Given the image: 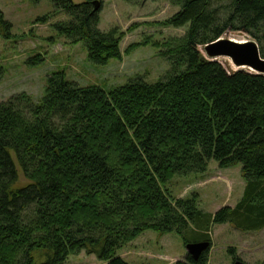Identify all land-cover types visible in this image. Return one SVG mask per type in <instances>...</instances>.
I'll return each mask as SVG.
<instances>
[{
    "label": "trees",
    "instance_id": "16d2710c",
    "mask_svg": "<svg viewBox=\"0 0 264 264\" xmlns=\"http://www.w3.org/2000/svg\"><path fill=\"white\" fill-rule=\"evenodd\" d=\"M48 1L68 17L52 30L84 44L90 63L122 60L117 31L98 29L96 0ZM168 1L180 10L164 26H188L185 36L126 51L161 50L170 71L156 84L136 77L105 91L62 71L48 77L38 103L26 93L0 103V264H66L82 252L128 264L119 253L146 232L212 247V226L264 230V77L232 72L201 50L232 31L255 39L264 58V0ZM2 24L11 28L0 13ZM213 161L219 169L242 167L245 189L234 208L210 215L196 198L171 197L176 176L205 175ZM210 250L176 264H209Z\"/></svg>",
    "mask_w": 264,
    "mask_h": 264
},
{
    "label": "rangeland",
    "instance_id": "374dc122",
    "mask_svg": "<svg viewBox=\"0 0 264 264\" xmlns=\"http://www.w3.org/2000/svg\"><path fill=\"white\" fill-rule=\"evenodd\" d=\"M83 2L75 1L76 4ZM102 4L98 29L105 33L117 31V36L122 39L120 47L123 54L122 60H112L105 67L90 63L84 44H72L52 30V25L66 22L68 17L61 12L56 13L48 0L39 3L31 0H0V13L11 26L7 30L6 25H0V103L22 93L38 103L45 93L48 77L55 72H65L69 81L81 87L99 86L105 91L123 86L136 77L150 85L165 77L170 71V64L159 56L161 50L149 45L139 47L130 55H126V51L147 39L152 44H163L185 36L188 26H164L180 8L168 0H102ZM46 15H51L48 23H36ZM7 33L10 35L8 38ZM235 35L241 37L244 34ZM37 56H41L44 62L30 65L29 60ZM221 63L232 71L229 62L222 60ZM241 168L238 165L219 169L213 161L207 174L176 176L167 188L174 199L196 198L199 210L211 215L224 205H235L241 197L242 182L245 184ZM26 184L27 181L20 174V185ZM209 231L212 235L210 264H234L230 249H234L237 257L246 263L264 264V230L243 233L231 225H224L212 226ZM186 253L178 235L160 236L146 232L123 249L119 256L128 264H176L185 258ZM66 264L107 263L95 255L82 252L70 256Z\"/></svg>",
    "mask_w": 264,
    "mask_h": 264
},
{
    "label": "water",
    "instance_id": "95a60500",
    "mask_svg": "<svg viewBox=\"0 0 264 264\" xmlns=\"http://www.w3.org/2000/svg\"><path fill=\"white\" fill-rule=\"evenodd\" d=\"M74 2L75 0H70ZM94 11L101 9V2L96 0L93 2ZM232 31H227L217 40L208 43L202 47L204 58L211 62H221L222 60L229 62L233 72L249 71L257 76L264 77V58L261 55L259 43L244 34L239 37ZM209 242L194 243L186 246V251L194 260L208 251ZM235 264H246L237 261Z\"/></svg>",
    "mask_w": 264,
    "mask_h": 264
},
{
    "label": "crops",
    "instance_id": "0c3cea01",
    "mask_svg": "<svg viewBox=\"0 0 264 264\" xmlns=\"http://www.w3.org/2000/svg\"><path fill=\"white\" fill-rule=\"evenodd\" d=\"M227 182H229V184H231V186H232V183L230 182V181H228L227 180ZM241 183V182H240ZM242 186H243V192H242V195H241V197L237 200V202H236V204L234 205V204H227V205H224L223 207H231V208H234L241 200H242V197H243V194H244V189H245V184L242 182ZM215 214V213H214ZM212 215H213V213H212ZM224 226V225H223ZM206 234H209L210 236H212L211 234H210V231L209 232H207ZM187 254V253H186ZM186 257V256H185ZM247 264H249V263H247Z\"/></svg>",
    "mask_w": 264,
    "mask_h": 264
}]
</instances>
